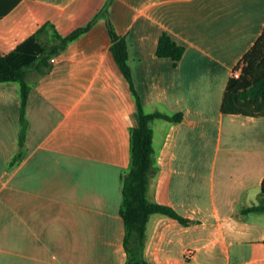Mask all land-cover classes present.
I'll list each match as a JSON object with an SVG mask.
<instances>
[{
	"label": "crops",
	"instance_id": "0c3cea01",
	"mask_svg": "<svg viewBox=\"0 0 264 264\" xmlns=\"http://www.w3.org/2000/svg\"><path fill=\"white\" fill-rule=\"evenodd\" d=\"M107 19L127 42L143 110L181 113L150 122L158 170L149 195L192 221L151 214L138 257L264 264V213L240 211L261 197L264 115L220 109L228 79L263 30L264 0H0V54L20 46L38 55L54 31L90 23L47 59L46 72L27 73V128L14 164L19 86L0 82V264L126 261L121 175L136 101ZM163 31L184 45L175 63L156 54Z\"/></svg>",
	"mask_w": 264,
	"mask_h": 264
},
{
	"label": "trees",
	"instance_id": "16d2710c",
	"mask_svg": "<svg viewBox=\"0 0 264 264\" xmlns=\"http://www.w3.org/2000/svg\"><path fill=\"white\" fill-rule=\"evenodd\" d=\"M106 12L107 8L105 9ZM89 27L90 23L65 35L54 31L52 34L54 42H45V47L38 55L32 51L24 52L20 46L6 54H0V82H17L20 97L19 148L10 160V164L16 163L22 157V147L27 128L25 109L30 91L27 73L30 69H35L38 74L46 72L50 67L47 59L61 51L70 40L79 36ZM107 28L111 39L110 49L120 69L132 85L127 42L123 36L115 32L109 19H107ZM43 29L42 26L33 36H39ZM183 52L184 45L178 43L167 31H163L159 35L156 46L158 56L169 57L175 63L181 58ZM239 67V75H232L223 89L220 103L221 111L231 114L264 115V27L256 41L244 53ZM132 91L136 101L137 124L130 128L129 165L121 175L120 214L124 223L123 243L127 254L124 264H148L138 257V252L144 244L146 224L150 215L163 213L183 224H189L192 220L169 206L155 202L149 195L151 178L158 170L150 122L156 117L178 120L181 113L168 115L159 111L145 112L133 85ZM260 196L257 203L241 208V213H264V178L260 185Z\"/></svg>",
	"mask_w": 264,
	"mask_h": 264
},
{
	"label": "built area",
	"instance_id": "2783aa9c",
	"mask_svg": "<svg viewBox=\"0 0 264 264\" xmlns=\"http://www.w3.org/2000/svg\"><path fill=\"white\" fill-rule=\"evenodd\" d=\"M50 59H51V61H54V60H55V57H51ZM239 73H240V69H236V70H234L233 75L238 76ZM186 252H187L188 254L190 253L189 250L186 251Z\"/></svg>",
	"mask_w": 264,
	"mask_h": 264
}]
</instances>
